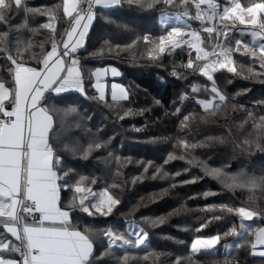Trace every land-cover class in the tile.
Masks as SVG:
<instances>
[{"label": "snow or ice", "instance_id": "snow-or-ice-1", "mask_svg": "<svg viewBox=\"0 0 264 264\" xmlns=\"http://www.w3.org/2000/svg\"><path fill=\"white\" fill-rule=\"evenodd\" d=\"M124 3L145 10H153L163 4L164 8L161 9L157 21L162 34L159 36V43L149 48L148 59L157 60L165 54L172 55L178 49H188L189 59L186 64L180 66L210 82L208 85L196 83L192 86V93L204 92L207 98H194L201 112H189L179 120L177 132L183 135L174 139L172 147L179 148L180 151L170 152L164 163L177 159L184 161L188 167L183 169V172L198 167L205 176L217 181L224 190L233 193L246 192V203L256 205H206L205 211H219L221 215L211 216L208 222L195 229L196 232H201L211 220L224 219L223 213L238 217V227L233 225L223 234L197 236L191 241L189 254L186 257H177L169 264H182L184 260L189 264H199L194 258L216 256H221L225 264H231V261L236 259L237 251L245 244H250V256L254 260L259 258L258 264H264V226L254 227L253 223H247L264 220V210L259 205V200L264 199V175L249 174L244 170L228 172L227 165L212 167L194 154L196 149L209 147L212 142L227 143L228 139L224 135L207 136L199 141L189 139L197 117L200 122L208 123L209 117L219 116L230 103L217 84L216 73L226 70L243 79L264 76V71L256 72L252 66L241 64L237 68V61L234 59L235 53L249 56L253 61L259 59L260 67L264 69V0H253L247 6L243 5L242 0H62V3L44 10L29 8L24 0H0V23L8 24L11 15L22 9L26 12H38L47 17V22L39 27L51 34L49 41L40 43V52L37 53L33 51L35 46L31 41L24 43L18 38L13 39L11 28L0 31V59L10 62L8 72L13 82V87L8 88L0 79V264H95L96 261L109 257L116 258L118 264H130L137 258V250L145 253L141 259L156 264L161 256L169 255L151 249L149 234L134 221L126 222L124 231L112 226L97 229L87 222L83 232L78 226H74L73 211L90 218L113 215L121 200L110 189L120 188L121 185L114 182L97 191L91 187L97 183L95 178L81 175L72 180L71 168L61 174L63 161L51 143L57 124L62 130L69 132L81 125L76 119L78 112L75 107H53L47 103L48 97L45 93L59 96L74 91L88 98L85 91V68L76 53L85 47V38L97 18L96 10H112ZM83 5L87 7L84 8ZM189 5L194 12L189 9ZM172 7L183 10L173 13L166 11ZM61 9L62 17L59 15ZM61 19L67 20L70 27L65 29L61 39L57 40V26ZM189 21L199 22V29L193 28ZM237 23L245 27L237 29ZM202 33H207V37ZM233 33L250 37V41L235 38L233 47ZM139 39L141 38L138 37L124 45L109 43L107 51L111 53L114 50L119 52L133 49ZM142 39L145 44L151 43V37L148 35ZM45 43L51 44L50 50H45ZM103 52L104 49L101 48L96 55H102ZM192 52H195L194 59ZM29 62L36 63L38 67L29 66ZM109 73L113 77L120 75L114 67H100L90 72L89 79L93 81L92 87L98 94L91 97L92 99L106 102V77ZM172 74L181 78L188 72L180 74L174 70ZM110 89L113 102L128 100L129 93L122 85L113 82ZM187 98L186 95L182 96L181 101ZM6 103L11 104L10 110L6 108ZM259 103L264 104V101ZM237 108L245 111L246 116L236 127L243 129L250 123L252 131L242 142H236V147L242 151H251L253 148L264 151V114L257 116L254 111L247 110L242 105L232 104L234 111ZM180 113L181 109L178 107L173 115L179 116ZM130 114L131 110H128L120 115L119 119L123 120ZM225 127L231 136V126ZM162 139L167 142L169 138ZM106 144L107 142L93 140L81 150L78 145L66 140L64 148L65 151L87 159L93 151H99L106 147ZM111 155L109 153V156ZM116 159L118 161L120 158ZM148 171L149 167L145 166L144 173ZM161 173L163 178L181 175V171L172 174L160 166L152 178L161 176ZM116 174L119 175V172ZM143 179L142 174L134 177L132 182ZM199 179L200 177L194 176L188 180L174 182L170 187L195 183ZM62 189L73 193L67 205V209L72 211L60 206ZM163 191L166 193L168 190ZM202 195L207 198L216 193L206 191ZM176 211L179 212V209ZM34 213H39L38 224L29 223L24 218ZM142 219L156 227L164 224L166 218ZM226 236L234 239L231 243L223 244L221 252V241ZM247 236L254 238L248 241ZM97 243L103 247L99 256L94 255Z\"/></svg>", "mask_w": 264, "mask_h": 264}, {"label": "trees", "instance_id": "trees-1", "mask_svg": "<svg viewBox=\"0 0 264 264\" xmlns=\"http://www.w3.org/2000/svg\"><path fill=\"white\" fill-rule=\"evenodd\" d=\"M27 6L32 9L41 8L44 5L51 7L57 3H62V0H55V4L46 2L45 0H26ZM253 0H242L244 6L252 3ZM48 3V4H47ZM120 6L116 9L102 11L97 9V18L95 19L91 30L89 31L88 37L85 41V47L78 50L76 55L78 56L81 65L85 68V91L87 94L86 98L84 95L79 94H67L61 96H46L48 97L47 103L53 107L66 109L69 107H75L78 112L77 120L80 121V127L74 128L70 132L61 129L60 125L56 126V133L53 137V147L63 161V171L67 169H73L72 172L80 173L83 176L90 178L95 177L99 181L100 185H93L95 190L105 188L111 183H118L121 185L120 188L110 189V191L121 200V204L115 210L114 214L108 217L96 216L95 218L87 217L85 214L78 211L72 212V221L74 226H78L80 231H84L85 222L93 225L97 229H107L109 226L116 228L119 231H124L126 222H135L137 226L143 228L149 234V244L151 249L158 253H168L167 249L156 244L157 240L152 239L151 230L143 222L144 217L157 218L165 217L167 220L173 219L172 224L175 227L187 226L193 233V237L197 236H210L216 233L223 234L233 225L238 227L239 218L235 216L223 213L224 219L222 220H211L208 226L201 232H196L195 229L199 228L201 224L208 222L211 216L221 215L219 211L213 213L205 211L206 205H220L227 204L229 206H245L246 204L241 200V194L246 193L243 191H231L224 190L221 185L204 175L203 172L195 173L191 172L187 175V180L192 177H200V179L191 184L185 185L182 190L187 194V198L182 202L183 213L176 214V210L179 208V203L176 204L175 199L173 201L172 196H177L181 193H177L178 187L171 188L170 185L174 182L179 181L178 176L173 175V179L167 183H154L152 175L153 169H150L145 175L146 183L132 184L129 185V176H139L144 173V167L149 164L151 160L150 151H147L145 155H142L138 150L140 144L153 147L155 154L154 160L157 165L163 166V168L169 173L174 174L176 171L172 170L171 165H175V161H170L165 164V160L170 152H179V148L174 149L172 144L174 139L183 135L177 132L179 120L182 119L183 115L189 112H201L198 105L195 104L194 98L204 99L207 98V94L201 92L199 94L192 93V86L196 83L201 85H208L209 83L204 82L200 79L198 74H192L190 70H186L180 65L186 64L189 59L188 49L176 50L172 55L165 54L162 58L157 60L148 59V51L153 45L159 43V36L162 34V29L157 22L158 14L161 13V9L164 5H158L155 11L148 14L140 13L137 6L131 7L132 10L125 9ZM137 8V10L135 9ZM176 8V7H175ZM135 9V13H131ZM191 9V5H189ZM126 10V11H125ZM177 10V9H173ZM166 11L171 12V8ZM194 12V9L192 10ZM176 12V11H174ZM20 20L23 19L25 10L18 12ZM17 13V14H18ZM132 15V16H129ZM139 14V15H136ZM59 15L62 17L60 10ZM134 16V17H133ZM151 18L153 21L146 23V19ZM105 20H109L106 22ZM139 22L142 23H137ZM191 26L195 23L190 21ZM41 23L28 24L18 23V26H23L22 38L23 41L31 43L35 46L34 52H40V43L47 42L51 39V34L48 30L43 29L46 37L35 36L33 37L32 29L39 30ZM16 23L3 24L0 23V31H7L14 27ZM69 22L65 19H61L57 26V40L61 39L64 30L69 28ZM28 31L26 32V29ZM22 33V32H21ZM14 34V33H13ZM12 38H19V34ZM50 35V37H48ZM148 35L151 37V43L145 44L142 37ZM21 37V36H20ZM140 37L137 41V46L130 50L107 51L109 43L112 45L120 44L124 45L131 43L132 40ZM234 41V39H233ZM108 42V43H106ZM51 47L50 43H45V50H49ZM103 48L104 52L102 55H96L99 49ZM250 55V54H249ZM192 58L195 55L192 52ZM259 56V54H257ZM234 59L245 66H252L256 72L264 71L261 69L257 59L255 61L249 59V56H242L239 53L234 54ZM240 61H239V60ZM243 60V61H242ZM242 61V62H241ZM30 66H38L34 62H29ZM10 62L5 59H0V79H2L5 85L12 88L13 82L8 72ZM104 66H116L121 72V76L117 81L123 83L129 93L127 101L119 103L101 102L98 99H92L91 97L96 96L93 90V81L89 79L90 72L98 67ZM183 74L185 71L187 75H182L181 78H177L172 73L173 71ZM221 72L215 74L217 84L219 88L224 89V85L221 81ZM231 75V73H229ZM189 75H196V80L188 78ZM232 76V75H231ZM187 77V78H186ZM259 83L253 87L250 81H244L243 78L233 80V83L229 87L224 89L228 101L230 103L225 107L224 112L215 118H208V123H202L197 117L196 123L191 129V135L189 139L192 140H204L207 136H220L224 135L228 142L220 144L212 142L211 146L205 147L204 149H196L195 155L206 158L205 162L212 167H222L227 165L228 172H238L244 170L249 174L264 175V151H259L253 148L251 151H242L236 147V142H242L248 133L252 131L251 124L245 125L243 129H239L236 125L245 118L246 112L237 108L232 109V104L242 105L247 110L254 111L257 116L264 114V104L259 102L264 101V76L258 77ZM189 81V85L184 87L182 81ZM239 93V94H238ZM188 94V95H186ZM238 94V95H237ZM187 96L183 102L181 101L182 96ZM92 104H89V102ZM159 102V103H157ZM11 104L7 103L6 108H9ZM181 109L179 116L173 115L176 108ZM141 109L145 111L141 112ZM131 110L133 116L130 118L119 119V116L126 111ZM111 123V129H107L108 124ZM225 125L231 126V136H229L228 130ZM105 128V131H103ZM136 129H140L137 131ZM103 131V132H102ZM71 133H74V137L79 141H76L81 147V144L87 147L90 141L96 139V141L107 142L106 147L99 151H94L89 156V160L80 161L85 170L78 169V167L71 161L69 157L70 152L65 151L64 141L71 139ZM92 135H90V134ZM59 137V139H58ZM92 137L91 139H88ZM162 138H169L167 142H164ZM251 138V137H249ZM155 139V142H153ZM73 142L76 145V142ZM135 144L138 148L134 149ZM109 153L112 155L109 156ZM160 154V156L158 155ZM152 156V155H151ZM211 156L214 159H210ZM116 157L121 160L132 158L136 160L139 165L137 167H123L122 165L115 164ZM201 158V157H200ZM214 160V161H213ZM110 161V165L103 167L100 162ZM101 166V167H100ZM169 167V168H168ZM78 170V171H77ZM119 172V175L116 173ZM70 174L72 180L78 179L80 174ZM63 183V181H61ZM168 191L164 193L163 190ZM206 191L216 193V195L205 198L202 194ZM73 193L68 189H62L61 199L62 206L67 208V205L72 197ZM167 196L168 199L163 197ZM264 210V207H261ZM72 211V210H71ZM175 212V215H173ZM194 212H200L201 215L196 214L192 217ZM197 221V223H194ZM254 227H261L264 225V220H255L251 222ZM222 224V226H221ZM167 225V224H164ZM162 227V226H161ZM159 227L155 233L157 237L167 238L172 237L177 233L175 229L164 230L163 233ZM1 230V228H0ZM192 237V238H193ZM95 238V237H94ZM254 236H247L246 239L251 241ZM233 237L226 236L221 241L220 251L223 252L222 245L225 243H231ZM166 240V239H163ZM103 251V247L97 243L95 246L94 255L99 256ZM250 244H245L236 253V259L231 261V264H258L259 258H252L249 254ZM145 253L137 250V256H142ZM189 254V253H188ZM166 256V255H163ZM199 264H223L225 262L221 256L216 257H196L194 258ZM175 258L173 259V261ZM142 259L139 261L133 260L130 264H143ZM164 260L157 261L156 264H166ZM95 264H115L111 263L110 257L103 260H98ZM145 264H152L150 261H145Z\"/></svg>", "mask_w": 264, "mask_h": 264}, {"label": "rangeland", "instance_id": "rangeland-1", "mask_svg": "<svg viewBox=\"0 0 264 264\" xmlns=\"http://www.w3.org/2000/svg\"><path fill=\"white\" fill-rule=\"evenodd\" d=\"M26 0H24V3L27 5L28 4V2L26 3L25 2ZM32 1H36V0H32ZM38 1V0H37ZM46 2H49L50 3V5L51 4H55V0H45ZM221 2H223V0H221ZM48 4V3H47ZM48 5H44V6H42L41 8H37V9H40V10H44V9H46V8H48L47 7ZM125 9H129V10H132V8L131 7H134L135 5H129L128 3H124L123 5H122ZM131 6V7H130ZM123 7H121V8H123ZM139 8V7H138ZM136 10H137V8H135ZM135 9L131 12V13H133V15H134V13H135ZM173 9H177V10H173ZM181 10H183V9H181V8H179V7H172L171 8V12L169 11V13H173L174 11H181ZM193 10V9H192ZM126 11V10H125ZM139 11H140V13L142 12V13H144V14H146L147 13V16H149L148 14H150V13H152L153 11H155L154 9L153 10H145V9H141V8H139ZM161 14V13H160ZM160 14H158V17H160ZM136 15H139V14H136ZM129 16H132V15H130L129 14ZM135 16V15H134ZM133 16V17H134ZM23 19L24 20H20V15H19V13L17 14V13H13L12 15H11V19L9 20V23H16V25L14 26V27H12V31H11V34H13V36H15V35H18L19 33V38L18 39H20V40H24L25 38H22L23 36H24V32H23V26H18V23H28V24H35V23H41V24H43V23H46L47 22V17L46 16H42V15H40L38 12H26V13H24L23 14ZM106 22H108L109 20H105ZM136 21H138L137 23H142V22H139V20H136ZM150 21H153V23H154V19L152 20L151 18H148L147 17V19H146V23H149ZM157 21H158V18H157ZM195 23L193 24V28H196V29H199V27H200V25H199V22H197V21H194ZM40 24V25H41ZM189 24L191 25V23H190V21H189ZM245 26H243V25H239L238 23H237V25H236V28L237 29H242V28H244ZM28 31V28L26 29V32ZM22 32V33H21ZM33 37H35V36H43L44 38L46 37V34L44 33V30H43V28H39V30H37L36 29V31H33L32 32V34H31ZM202 35L206 38L207 37V33H202ZM21 36V37H20ZM48 37H50V35L48 36ZM235 38H240V39H242V40H245V41H250V37H247V36H237L236 35V33H233V39H235ZM232 46L233 47H235V44H234V41H232ZM146 51H148V53H149V50L147 49ZM194 53V55H195V52H193ZM258 54V53H257ZM195 57V56H194ZM239 60V59H238ZM240 61V60H239ZM243 61V60H242ZM241 61V62H242ZM240 63L239 62H237V68H239L240 67ZM259 65H260V62H259ZM104 67H114V68H116L118 71H119V69L116 67V66H104ZM98 68H100V67H98ZM96 69V68H95ZM94 69V70H95ZM120 72V71H119ZM246 74V73H245ZM232 75V76H231ZM231 75L229 74V72H227L226 70H224V71H221V74H220V78H221V81H222V83H223V85H224V89H226L227 87H229L230 86V84L231 83H233V80H237V79H239L240 77L239 76H235V75H233L232 73H231ZM121 76V72H120V75L119 76H117V77H113V76H111V74L109 73V75L106 77V81H107V92H106V101L107 100H110V102H113L112 101V99H111V94H110V86H111V84L114 82V83H117V84H120V85H122L123 87H125L126 88V86L123 84V83H119L118 81H117V79H119V77ZM189 77H191V78H188V80L189 79H191V80H196V75H189ZM187 78V77H186ZM200 79L202 80V81H204V82H207V83H210V82H208L204 77H201L200 76ZM258 77H254V78H248V79H244V81H250L251 83H252V85H253V87H255L254 85L255 84H257V83H259V81H258ZM188 80H186L185 82L184 81H182L181 83H184L183 85H184V87L186 86V85H189V81ZM229 80H231V83H229ZM223 92H224V89H222V88H220ZM93 90L95 91V89L93 88ZM126 90H127V88H126ZM95 93H96V91H95ZM225 94V93H224ZM96 95H98L97 93H96ZM186 95H188V94H186ZM226 95V94H225ZM179 98H181V97H179L178 96V99ZM204 99H206V98H204ZM125 101H127V100H125ZM102 102V101H101ZM119 102H122V101H119ZM119 102H114V103H119ZM89 104H92V102L90 101L89 102ZM124 113H122L121 112V115H123ZM133 116V113H131L130 115H128V116H126L125 118H130V117H132ZM106 128V130L107 129H111V123L110 124H108L107 125V127H105ZM105 128H104V130L103 131H105ZM102 131V132H103ZM74 133H71L70 134V136H72L71 137V139H67V141L68 142H70L71 144H73V142L76 140V141H78L75 137H74V135H73ZM90 134V133H89ZM90 135H92V134H90ZM92 137H90V138H88V139H91ZM96 140V139H95ZM75 141V142H76ZM79 142V141H78ZM91 142V141H90ZM74 145V144H73ZM76 145H78V143L76 142ZM141 146H140V148H138V146L137 145H135V144H132V146H134V149H136V148H138V149H136V150H138L142 155H145L146 154V152L147 151H150V155H148L149 157H151V159H149V160H151L150 162H149V164H147V166L149 167V170L150 169H153V173L156 171V169H157V167H160V165H157L156 164V162H155V160H154V157H155V154H157V152L156 151H154V148L153 147H149V146H146L145 144H140ZM79 146V145H78ZM79 148L82 150L83 148H86L84 145H82L81 144V147L79 146ZM205 147H203V148H200V149H204ZM94 152V151H93ZM152 155V156H151ZM159 156H160V154H158ZM200 157V159L201 160H203V161H205L206 160V158H203L201 155H199ZM69 157L71 158V161L78 167V169L80 170V169H82V170H85L84 169V167L82 166V165H85V164H82V162H80L81 160L82 161H87V160H89V157L87 158V159H82L81 157H80V155L79 154H76V155H74V154H72L71 152H70V154H69ZM210 159H214L212 156H211V158ZM115 160V164H119V165H122L123 164V167L124 168H126V167H129V168H131V167H137L138 165H139V163L136 161V160H133L132 158H128V159H124V160H121V159H119L118 161H117V159H114ZM214 161V160H213ZM110 161H106V162H100V165H103V167H107L108 165H110ZM101 167V166H100ZM171 167H172V170H174V171H181V175H179L178 177H179V181H183V180H187V175H189L191 172H195L196 174L197 173H199V172H202L201 171V169L200 168H198V167H196V168H191V170L189 171V172H183L182 170L183 169H185V168H187L188 167V165L184 162V161H181V160H179V159H177L176 161H175V165L174 164H172L171 165ZM169 168V167H168ZM78 171V170H77ZM76 172H71L70 174L71 175H74ZM76 174H80V173H76ZM80 175H82V174H80ZM142 175V174H141ZM143 175H144V179L142 180V181H137L136 183L137 184H139V183H146V175H145V173H143ZM140 176V175H139ZM153 176V175H152ZM134 177H136V176H129V182H128V184L129 185H132V184H136V183H133L132 181H133V178ZM92 178H95V177H92ZM96 179V181H97V183L96 184H94V185H100L99 184V181L100 180H98L97 178H95ZM150 179H152L153 180V182L152 183H150V185L151 186H154V183L155 182H157V183H163V184H167V183H169L172 179H173V177H170V178H163V173H161V176H159V177H157V178H155V179H153V178H150ZM178 181V182H179ZM179 185V184H178ZM185 185H187V184H184V185H179V187H178V191L176 192V194L179 192V193H181V194H179V195H177V196H172L173 197V201H174V199H175V203L176 204H178L179 205V212H177L176 211V214L177 213H179V215H181L182 213H183V209H182V202L184 201V199L185 198H187V194L182 190V188L183 187H185ZM91 186H93V185H91ZM101 189H103V188H101ZM101 189H97V191H99V190H101ZM164 199H168L167 198V196H164L163 197ZM246 198H247V193H242L241 194V200L246 204L245 205V207H256V205H254V204H248V203H246ZM259 205H260V208L261 207H264V199H260L259 200ZM196 214H199V215H201V213L200 212H194L193 214H192V217H195L196 216ZM173 215H175V212H173ZM172 220L173 219H170V220H167L164 224H167V225H164V224H162V225H159V226H156V227H154V226H152L148 221H146V220H144L143 222L145 223V225H147L148 227H149V229L151 230V237H152V239H154V240H157L156 241V244L158 245V246H161V244H162V246L164 247V249H167V251H168V254L169 255H166V256H161V260H164L163 262H166V264H169V262H171V261H173V259L175 258H177V257H186L187 255H188V253L190 252V244H191V241L194 239V238H196L197 237V235L195 236V237H193V235H194V233L187 227V226H182V227H175V226H173V224L171 223L172 222ZM194 223H197V221H194ZM247 223H251V222H247ZM162 226V227H161ZM221 226H222V224H221ZM139 227V226H138ZM159 227H161L160 229L162 230V231H160V233H163L164 232V230H165V228H166V230H171V229H175L176 231H177V233L176 234H174L172 237H167V238H160V237H157L156 235H155V233L158 231V229H159ZM140 228V227H139ZM171 231H173V230H171ZM193 237V238H192ZM163 239H166V240H163ZM149 242V241H148ZM140 257H142V256H137V258L135 259L136 261H139L141 258ZM143 260V259H142ZM110 261H111V263H115V264H118V260L116 259V258H114V257H110ZM151 262V261H150ZM142 263L143 264H145V261L143 260L142 261ZM157 263V262H156ZM223 264H225V262H222ZM182 264H189V262L187 261V260H184L183 262H182ZM204 264V263H203Z\"/></svg>", "mask_w": 264, "mask_h": 264}, {"label": "crops", "instance_id": "crops-1", "mask_svg": "<svg viewBox=\"0 0 264 264\" xmlns=\"http://www.w3.org/2000/svg\"><path fill=\"white\" fill-rule=\"evenodd\" d=\"M100 10H102V11H105V10H103V9H100ZM61 12H62V9H61ZM62 15H63V12H62ZM159 18V17H158ZM94 23V22H93ZM93 25V24H92ZM70 27V26H69ZM92 27V26H91ZM91 27H90V29H89V31L91 30ZM88 37V36H87ZM87 37L85 38V41H86V39H87ZM51 49V47L49 48V50ZM62 50V49H61ZM30 66V65H29ZM33 67H38V66H33ZM7 87V86H6ZM12 87H13V85H12ZM9 88V87H8ZM72 93H74V94H79V95H81L79 92H74V91H70V92H66V93H62V94H60L59 96H61V95H67V94H72ZM45 95L46 96H50V95H53V96H57V95H55L54 93H45ZM5 106H7V103H6V105ZM8 110H10L11 109V105L9 106V108H7ZM58 125V124H57ZM56 125V126H57ZM53 137H54V135H53ZM53 137H52V141H53ZM52 141H51V143H52ZM53 145V144H52ZM62 191V190H61ZM63 209H65V210H69V211H71L70 209H67V208H64L63 206H62V199H61V205H60ZM264 226V225H263ZM0 231H2V228H1V230ZM83 232V231H82ZM16 259H19V257H15Z\"/></svg>", "mask_w": 264, "mask_h": 264}, {"label": "built area", "instance_id": "built-area-1", "mask_svg": "<svg viewBox=\"0 0 264 264\" xmlns=\"http://www.w3.org/2000/svg\"><path fill=\"white\" fill-rule=\"evenodd\" d=\"M82 7L86 8V5H83ZM29 223L38 224L39 223V213H34L32 216H25L24 217Z\"/></svg>", "mask_w": 264, "mask_h": 264}]
</instances>
